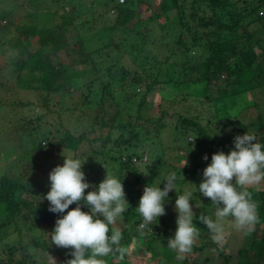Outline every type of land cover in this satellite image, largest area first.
I'll return each instance as SVG.
<instances>
[{"label": "trees", "instance_id": "obj_1", "mask_svg": "<svg viewBox=\"0 0 264 264\" xmlns=\"http://www.w3.org/2000/svg\"><path fill=\"white\" fill-rule=\"evenodd\" d=\"M56 5L53 10L45 9L50 12L51 26L39 29L28 23L14 26V38L5 41L0 39V55L4 45L9 49L19 50L21 54L19 61L11 65L17 72L15 82L22 88L37 92L38 98L46 104L52 95L66 96L77 89H83L77 79L85 78L89 83H93L103 75L107 80H100L98 83L101 94L106 93L107 86L114 79L128 90H132L128 93V99L137 101L135 117L131 122H122L116 111L106 113L101 105V97L96 111L92 113L94 126L89 129L90 137H87V132L74 137L63 130L54 141L44 136L36 142L29 141L28 145L30 151L34 152L35 159L28 160L26 157V168L15 176H7L3 165H0V239L13 233L19 237L23 232L24 238H18V243H27L23 248L22 257L16 261H13L11 254L14 248H6L8 255L0 260V264H46L36 250L37 247H41L45 242L43 238L51 239L50 233L55 227V221L76 207L75 204L70 205L63 214L52 213L48 211L49 202L43 198L50 190V184L42 179L41 168L52 167L51 162L56 159L58 149L74 152L80 144L87 147L88 151L77 158L83 165L81 170L85 178H90L94 189L101 182L99 176L102 172L103 180L106 174L112 175L121 180L126 196L139 200L145 186H152L156 178L152 170L158 166L168 167L176 175L181 173V179L178 181L176 178L175 182L196 185L195 179L203 180V173L201 176L196 175L197 168L211 163L212 155L221 151L222 141L218 140L213 144L202 125L178 112L167 113L161 109L158 117L154 119L142 117L141 109L148 101V94L155 86L163 84H168L174 91H182V95H190V92L197 90L204 96L205 91H209L215 94L209 99L207 97L213 104L214 119L222 117L223 122L227 124V108L231 107L233 100L241 97L242 101L246 102L253 90L264 85V0H157L152 11H148L144 0H124L122 3L117 0L49 1V6ZM85 5L86 9H82ZM93 5L102 11L95 14V11L90 9ZM66 7H69L68 11H65ZM142 8L146 10V16L143 17L140 16ZM35 9H40L39 2ZM259 9L263 10L260 12L261 17L256 14ZM86 11L89 15L84 18ZM112 11V23L107 25L108 27L102 26L98 32L93 30L95 20ZM172 12L174 14L171 16L169 13ZM8 16L9 13L0 14V33L5 27L3 19ZM246 18L249 21L246 22ZM9 25L7 23V26ZM251 27L254 30L248 31L247 28ZM173 28H176V31ZM94 33H101L105 38L101 39L103 41L91 43L93 46L88 45L86 50L85 44L88 40H85L88 38L93 41ZM165 35L171 39L170 43H163L162 38ZM29 39H34L38 45L32 53L25 49ZM159 48L166 50V53L158 59L152 51ZM191 50L194 51L193 57L188 55ZM97 72H100L98 77ZM161 75H166V80ZM83 86L88 90L90 84ZM134 88L139 89L140 93H134ZM78 100L80 106L87 105L86 95H82ZM53 114L58 116L57 112ZM167 117L175 119V124L168 126V141L161 136L163 129L168 128L164 122ZM36 120H39V117H36ZM139 121L143 122L145 128L139 125ZM236 126L242 130L249 127L259 131L256 142L264 144V116H257L248 124L238 123ZM94 127L98 132L93 135ZM138 128L147 137V146L138 144ZM113 133L116 138L111 142ZM124 133L125 139L122 137ZM186 134H192L194 142H188ZM202 141L206 142L203 149L204 156L208 159L193 160L191 149H194L197 142ZM109 145H112L111 148ZM112 147H115V151ZM18 148L12 143L5 147L0 153L2 162L15 157ZM117 148L123 149L121 154ZM141 149L147 150V160L145 158V161L139 163L142 166V169H139L134 165V161L141 156L137 155V152H142ZM166 152L173 156H167L171 157L170 162L166 161ZM182 152L190 158L187 169L174 157ZM176 165L178 167H175ZM261 183L264 185V180ZM196 190L193 193L190 191V201L198 198L201 200L203 197L198 189ZM237 190L248 191L256 205L257 221L250 232L243 231L246 243L238 244L231 255L225 251L226 243L217 248L213 241L201 239L197 245H193L191 252L201 253L210 246L214 248L217 258L213 264H264V189L251 185L243 188L237 186ZM88 191L90 190H85V195ZM201 202V205L215 211L209 198L203 197ZM83 203L81 201V204ZM81 211L88 212V208L81 205ZM122 216L125 218L123 224L134 230L131 234H126L128 238L124 243L119 242V247L126 249L130 238L139 237L140 243L152 251V264H170L171 257L174 256L170 248H164L160 252L155 250L156 242L162 238L154 239L151 234L147 238L135 231L143 223L136 206L128 205ZM198 216V212L195 213V227L199 224ZM145 227L149 229L148 232L156 228L153 224ZM113 230V226L109 225V236ZM173 230L175 231L176 227ZM116 247L113 246L114 251L111 253L114 264H131L127 259V252L130 250L126 249L127 252L121 259L120 252L115 250ZM57 248L59 250L60 247ZM66 250L60 248L61 252L54 255L56 264H66L73 258L70 255L72 249L70 248L68 253H65ZM53 259L49 264H54ZM208 261L206 258L198 264H207ZM172 264L188 263L183 258Z\"/></svg>", "mask_w": 264, "mask_h": 264}, {"label": "rangeland", "instance_id": "obj_2", "mask_svg": "<svg viewBox=\"0 0 264 264\" xmlns=\"http://www.w3.org/2000/svg\"><path fill=\"white\" fill-rule=\"evenodd\" d=\"M49 1L50 0H0V14L9 13V16L3 19L5 27L0 33V39L2 41H5L6 39L14 38V26L25 25L27 23L32 27L38 29L51 26L52 18L51 16H49L50 12L45 11V9L49 8L50 10H53L57 7V5L53 7L49 6ZM144 1L147 4L148 11L154 10V4L157 2V0ZM38 2L40 5V9L37 10L35 8ZM144 8L146 7L144 6ZM144 8L140 9L141 17H143L144 15L146 16V10ZM82 9H86V5L83 6ZM90 9H93L95 11V14L98 13V11H102L101 8L96 7L95 5H93ZM68 10L69 7H66L65 11ZM260 12H263V10H258V12L256 13L257 17H261ZM169 14L172 16L174 12ZM84 15V18L88 17V11H86ZM113 17V11L109 12L108 14L101 15V17L95 20L93 30L98 32L102 26H109L112 23ZM245 21L247 22L249 21V19L246 18ZM7 23H9L10 25L7 26ZM252 28L253 27L247 28V30H254ZM173 29L176 31V28ZM104 38V35L101 33H94L93 41L86 38L85 42L88 40L85 44L86 50H88V45L92 47L93 45L91 46V43L93 44L95 43V41H100L101 39L104 40ZM162 40L163 43H170L171 39H169L168 36L165 35ZM71 41L73 40L71 39ZM37 48L38 45L34 39H29L25 45V49L28 53H32ZM152 52L154 57L159 59L161 55H164L166 53V50L159 48L156 51ZM188 55L189 57H193L194 51H189ZM20 56L21 54L19 50L9 49L6 45L3 46V52L0 55V153L5 147H9L11 143L19 147V150H16L15 157H12L7 162H2V159L0 157V165H3L4 173L7 176H15L16 174H21L23 168L26 166L27 163L26 157H28V160L35 159L33 155L34 152L32 153L30 151L31 149L28 145L29 141L36 142L38 140H41L43 136L47 137L48 140L50 139V141H54L58 139V136L61 135L63 130L68 131L74 137L81 133L87 132V137H90L91 133H89V129L91 126H94V122L92 120V113L96 111V106L98 105L99 99L101 97V105L105 112L110 111L112 113L113 111H116L117 113H119L118 115L120 116L122 122H125L127 120H129L130 122L133 121L135 117V107L137 101L134 100L133 102L128 99V93L132 92V90H128L126 86L121 85L119 81L114 79L107 86L106 93L101 94V91L98 88V83L100 80H107L106 77L103 75L98 79V81H92L93 83H89L85 78L77 79L76 81L82 85L81 87H83V89H77L73 91L70 95L66 96L52 95V97L48 98L47 103L43 104L42 101L38 98L37 92L28 88H22L15 82V75L17 74V72L11 65L14 64V62L16 63L17 61H19ZM96 75L98 77L100 75V72H97ZM161 76L164 80H166V75ZM83 84H90L89 89L86 90ZM133 92L138 94L140 93V90L134 88ZM182 93V91H174L168 84L155 86L152 91L148 94V101L146 102V104L143 105L140 115L145 118L147 117L148 119H154L158 117L159 111L161 109H164L167 111V113L178 112L184 115L186 118H191L197 121L200 125H202L205 134L210 137L213 144L216 143L218 140L222 141L221 151L224 152L226 155L234 149L233 141L235 137L242 136L246 132L248 134H254L255 136L259 135V131L257 132V130H251L249 127L245 130H242L239 129L236 125L238 123H242L245 125L248 124L250 121H254L257 116H264V85L253 90L251 92V97L248 98L246 102H243L241 97H237L235 98V100H233L231 107L228 106L227 108V124L223 122L222 117L216 120L213 117V104L209 102L208 99L209 97H214V93L205 91L204 96H202L201 93L199 94L197 90H195L194 92H190V95H182ZM82 95H86L85 101L87 102V105H79L80 100H78V98L80 99ZM55 112L58 113L57 117L53 114ZM96 115L98 116L100 115V113ZM36 117L37 119L39 117V120H36ZM164 122L167 123V127L172 126L173 123L175 124V119L174 117H167L164 119ZM138 123L139 125L144 127L142 121H139ZM169 130V127L163 129V132L161 134L162 138L166 139V141H168L167 139H169L167 138L169 136ZM97 132L98 131L96 127H94V130L92 132L93 135ZM122 137L123 139L126 138L125 133L122 134ZM139 137L140 138L138 144L147 146V137L141 130H139ZM185 137L188 142L193 140L192 134H186ZM115 138L116 136L113 133L111 135L110 141L112 142ZM205 145V141L196 143V146H194V149L192 150V153L194 154L193 160H196V158L198 160H201L203 158V156L205 155V151L203 149L206 147ZM111 146L112 145H109V148H111ZM117 149L118 153L121 154V151L123 149ZM112 150L115 151V147H112ZM141 150L142 152H137V155L141 156H139L138 159L134 161V165L139 169H142V166L139 165V163L145 161L147 151L146 149ZM86 151H88V149L83 144L78 145L76 151L74 152H66L58 149L56 151V159L51 162L52 167L50 168L48 166H43L41 168L43 170L42 179L46 181V183H49L48 175L50 171L58 165H63V156H72L73 158L78 159L77 156H79L80 154H85ZM140 152L142 154H140ZM184 153H178V156L175 155V160L181 161L183 164L185 159L189 161L190 158L188 159V157H186ZM169 154V152H166L165 158L167 162H170L171 160V157H167ZM169 156L172 155L170 154ZM35 161L38 162V160ZM187 166H185L184 168L187 169ZM158 167H156L155 169L153 168L152 170L156 176L152 185L160 184V188L161 190H163L164 185L162 182H164L165 177L169 173H171L172 170L168 167L166 168L165 166L160 167L161 169ZM175 167L178 166L176 165ZM206 167L207 166L198 167L196 170V175L199 174L201 176L203 170ZM142 171L143 173L148 174L147 171ZM99 177L101 178L102 182V172H100ZM181 177V173L176 175L178 181L181 179ZM195 180H197V182H195L196 185H182V183L175 182V190L170 191L165 200L164 207L166 214L159 217L156 224L155 222L152 223L153 226L156 227L155 229L152 228L151 231L148 232L149 229H147L146 227L142 228L141 225H139L135 230L138 234H140V236L148 238L151 234L154 239L162 238V240H159L155 244L156 252H160L164 248H169L167 246L168 240L174 237L175 231L173 229L177 227V212L175 210V200L178 195H182L190 191L192 193L194 191H197L196 189L201 183L202 178H198ZM85 182L91 185V187L89 188L90 191L95 190L90 182V178H85ZM254 187L264 189V185H262L261 182L258 185H254ZM202 198L203 197H201V200ZM125 199L128 205L132 204L133 206H136V208L138 207L139 200L135 197L125 195ZM201 200L198 198L192 200L195 202L190 201V203L192 202L191 204L194 213L198 212V214L200 215V213L202 212L215 220V211L213 209H209L205 205H201ZM204 200L206 201L207 199H203V201ZM127 204L125 205V208L128 207ZM124 219L125 218L122 216V218L117 219L115 224H112L114 230L118 229L121 232V243H124L125 239L128 238L126 234H131V232L134 230L130 228L127 224H123ZM224 227L226 238L228 240V242H226L227 240H225V251L227 254L233 255L236 249L235 247L238 244L244 245L246 243V239H244L243 237V231L236 230L230 222L226 221L224 223ZM197 228L200 229V237L194 245H197L201 239L212 241L210 238L211 234L209 233L208 229L204 224L199 222ZM18 238H24L23 232L19 237H17L13 233L12 235L7 236V238L0 239V260H3L7 257L8 251L6 248L8 247L14 248V250L11 252V254L13 255V261H16L17 259L22 257L23 248L27 243H18ZM43 239H45V242L41 245V247H37L36 250L38 251L43 262L49 264L52 262V258L54 257V255L56 253L59 254L61 251L60 248L58 250L57 246L52 244L51 239ZM130 239V242L128 243L126 248L130 250V252L126 251L128 253L127 259L129 260V262L131 264H152V251L147 250L146 247H144L140 243L141 238L132 237ZM221 246L222 245H216L217 248H220ZM69 249L70 248H67L65 253H68ZM171 250L173 251L174 256L171 257L170 264L176 261L178 256V253L175 250ZM100 258L104 260L105 264L115 263V260L111 257V253L108 256ZM184 258L187 260L188 264H193V262L194 264H198L206 258L209 259L207 264H213V262H215V259H217L214 248L210 246H208L201 253L191 252L185 255Z\"/></svg>", "mask_w": 264, "mask_h": 264}, {"label": "clouds", "instance_id": "obj_3", "mask_svg": "<svg viewBox=\"0 0 264 264\" xmlns=\"http://www.w3.org/2000/svg\"><path fill=\"white\" fill-rule=\"evenodd\" d=\"M256 141V136L247 132L235 137L234 149L227 155L222 151L213 154L211 163L203 170V180L197 189L214 205L216 219L202 212L197 219L206 226L211 240L217 245L225 243L226 221L236 230L246 232H250L257 221L256 205L250 193L237 190V186L258 185L264 180V144ZM63 158V165L50 171V190L43 198L49 202L48 211L52 213L63 214L70 205L75 204L76 207L55 221L50 233L52 244L72 249L70 255L73 258L66 264H105L100 257L112 253L114 245L122 259L126 249L119 247L121 232L117 229L113 230L111 236L108 234L109 225L115 224L126 211L127 201L121 180L106 174L98 187L85 195V190L91 185L85 182V174L81 170L83 165L72 156ZM203 159L207 160L208 157L204 156ZM187 164L185 159L183 167ZM175 180L176 173L171 172L162 182L163 190L160 184L145 186L136 208L143 220L142 228L153 222L156 224L158 218L166 214L165 200L168 193L175 190ZM191 196V192H186L175 200L177 227L167 246L178 253L177 259L191 253L200 237V229L193 223L195 213L190 203ZM81 201L84 203L81 204ZM81 205L89 211H81Z\"/></svg>", "mask_w": 264, "mask_h": 264}, {"label": "built area", "instance_id": "obj_4", "mask_svg": "<svg viewBox=\"0 0 264 264\" xmlns=\"http://www.w3.org/2000/svg\"><path fill=\"white\" fill-rule=\"evenodd\" d=\"M124 0H117L118 3H122Z\"/></svg>", "mask_w": 264, "mask_h": 264}]
</instances>
